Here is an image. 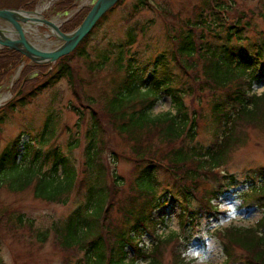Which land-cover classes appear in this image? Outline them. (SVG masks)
<instances>
[{
	"label": "trees",
	"instance_id": "1",
	"mask_svg": "<svg viewBox=\"0 0 264 264\" xmlns=\"http://www.w3.org/2000/svg\"><path fill=\"white\" fill-rule=\"evenodd\" d=\"M209 1L214 4L211 9L205 1L208 16L200 12L194 22L185 21L183 30L172 39L170 57L161 54L154 58L150 62L152 71L149 75L138 67L135 54H129L128 50L135 45L138 33L144 31L138 28L137 23L128 27L122 43H107L95 60H91L86 52V44L94 29L124 0H119L97 22L72 53L51 66L31 64L16 51L0 49V86L23 64L12 89L16 99L4 106L9 112L17 106L24 107L42 90L64 80L74 99L84 103L81 108H71L78 118L74 124L77 138L79 133L76 130L85 122L83 109L88 113V127L82 134L84 157L80 179L70 158V152L78 144L73 146L70 142V152L64 155L59 147L52 146L55 124L50 123L51 116L46 117L38 139L32 138L28 143L27 155L20 157L18 151L23 134L18 135L0 154V190L7 188L19 192L30 188L35 199L65 205L74 185L83 188L82 203L65 220L54 222L48 230L53 236L54 246L64 255L67 264L77 254L81 258L74 264H164L163 253L172 240L177 238L181 250L186 251L192 232L184 236V229L195 226L197 222L201 224V219H207L210 215L213 217L217 210L211 206V202L242 184L249 187L238 195L241 205L256 206L262 210L263 218L257 225L259 229L228 227L215 232L205 224L202 231L214 233L221 241L225 262L237 258L234 250L240 249L243 252L240 264H264V182H256L257 178L251 173L241 182L234 174L217 179L215 172L226 162L227 156L245 142L246 126L258 128L259 123L264 122V93L250 94L252 83L264 79V37L260 34L252 43L246 44L254 51L251 55L247 48L241 46L242 41L246 40L243 32L250 22L240 15L225 25L221 14L227 22L225 12L231 11L232 5L229 7L216 0ZM152 3V0H135L129 19L133 20ZM34 4L33 0L23 9L30 11ZM71 7L72 2L64 0L58 3L55 10L61 12ZM87 12H80L60 30L63 33L73 31ZM204 32L211 39L221 41V46L204 43ZM233 38L236 42H233ZM114 53L113 65L116 71L122 73L116 85L98 99L86 94L80 99V92L91 82L82 78L76 62L83 60L90 75L99 74ZM198 61L203 63L201 73L204 79L200 82L196 73ZM175 67L188 77L190 86L180 83ZM32 74L35 75L29 77ZM193 85L200 87L197 92L203 89L210 92L208 103L211 120L208 127L211 129L207 146L197 145L199 117L195 112L189 113L184 103V96L192 94ZM160 91L171 97L174 113L154 115L151 112L161 96ZM5 118L6 113H0V125ZM114 135L126 144L129 154L117 151L112 142L109 143ZM32 148L35 150L31 155ZM122 158H129L133 162L136 177L132 182L134 195L126 206L120 204L117 207L121 214L118 223L110 219V212L123 185L116 174L117 163ZM46 166L48 169L42 171ZM162 168L175 183L170 202L178 204L181 210L179 231L166 237L158 234L164 222L155 220L152 215L164 202L160 203L158 196V172ZM208 180H211L209 186L201 189V183ZM193 200L198 202L195 207L190 206ZM6 215L3 222L6 233L14 232L18 227H32V221L26 224L23 216L14 209L1 211L0 222ZM32 231L30 235L35 236L37 242H47L48 231L42 232L39 228H32ZM144 235L152 238L153 243L149 248L139 245ZM195 241L203 243L201 235ZM128 250L132 252L131 258ZM178 253L172 264H190L181 256V251Z\"/></svg>",
	"mask_w": 264,
	"mask_h": 264
},
{
	"label": "rangeland",
	"instance_id": "2",
	"mask_svg": "<svg viewBox=\"0 0 264 264\" xmlns=\"http://www.w3.org/2000/svg\"><path fill=\"white\" fill-rule=\"evenodd\" d=\"M33 0H0V8H18L28 5ZM49 0H44L47 3ZM94 0H74L76 8L79 6L82 11L87 6L91 5ZM205 1L210 8H213V4L209 0H152V4L148 9L142 11L138 15L134 16L133 20H130L131 6L135 0H124V3L109 13L107 18L94 29L92 35L89 37L86 52L90 56L91 60H95L97 55L101 53L107 43H122L126 37V31L128 27H133L134 23L138 24V28L144 29L142 33H138L135 45L129 47V54H135L138 67L145 70V74L149 75L152 71L150 62L154 58L159 57L161 54H165L170 57V52L173 47V38L183 30L182 26L185 21L194 22V18L197 14L202 12L205 16H208V9L205 8ZM211 3V5L209 4ZM219 4H226L233 9L229 12L226 11L227 22L224 21V17L221 14L225 25L236 19L237 16L243 15L245 19L250 22V26L243 32V40L241 43L242 48H247L246 44L252 43L257 37L262 34L264 37V0H216ZM225 6V5H224ZM36 7L41 8V0H38ZM45 18L51 19L55 15H49L48 11L41 13ZM60 17H65V14H61ZM128 20V23H127ZM243 21L242 23H245ZM60 23V21L58 22ZM0 27L9 28L4 23L0 22ZM140 29V28H139ZM51 33L46 31L43 26L35 27L30 34V39L35 42L36 45L41 46L40 42L35 39L36 36L44 37ZM36 35V36H35ZM204 43L214 44L221 46V41L211 39L206 32H204ZM53 40V37L45 39V43L49 40ZM233 42H236L233 38ZM44 45V44H43ZM42 48V47H41ZM45 48V47H44ZM206 48V47H205ZM250 54L253 55L251 47L247 48ZM136 51V53H135ZM204 51V49H203ZM116 53L111 57L110 62L99 74L90 75L85 68L83 60L76 62V65L80 68V75L85 81H89L90 86L84 87L80 92V99L85 97V94L92 96L95 99L102 97L116 85L121 78L122 73L116 71L113 65V60ZM127 56H124L126 59ZM197 60V55H195ZM137 66V65H136ZM203 63L197 62V80L200 82L204 78L202 77L201 68ZM176 68V67H175ZM19 69V68H18ZM17 72L10 80H6L0 86V99L10 93L8 98L0 102V113H6V118L2 125H0V154L7 148L8 145L16 139L18 135H22L18 151L20 157H24L29 153L27 145L31 139H38L39 134L43 128V123L46 117L51 116V124H55V135L51 141L52 146L59 147L61 154H68L70 142L78 144V147L74 148L70 152L71 161L78 173L80 179V171L83 163V151H84V139L82 134L87 129L88 113L83 109V115L85 116V122L79 125L78 133L79 138L75 135L74 124L77 122V116L71 111L72 107L81 108L84 103H78L64 80L59 81L51 87H48L40 92L36 98L26 102L24 107H16L10 112L4 107L12 100L16 99L13 96L12 89L18 77ZM176 75L179 76L181 84L184 86H190L186 75L182 74V70L176 68ZM32 74L29 77H33ZM259 90L256 95L264 92V80L256 81ZM85 85V84H84ZM13 86V87H12ZM198 85H193V91L191 95L184 96V103L188 109V112H195L199 117V127L197 128V145L207 146L210 141L209 123L211 120L210 112V92L208 90H202L197 92L200 88ZM246 86H244L245 88ZM82 93V94H81ZM161 96L157 100L156 104L152 108L151 112L154 115L163 114L166 112L174 113L171 97L166 95L163 91L159 93ZM28 100V99H27ZM4 107V108H3ZM3 108V109H2ZM260 127L255 128L252 126H246V140L245 142L237 146L226 158V162L218 168L216 174L217 179L221 174H234L239 182H241L245 176L249 173L257 178L256 182H264V122L259 123ZM76 138L77 141L74 139ZM116 147L117 151L121 153L129 154L126 144L121 141L117 135L111 136L110 142ZM32 146V145H31ZM35 145H33L34 147ZM119 146V147H117ZM35 148H32L30 154H33ZM44 151L43 153H45ZM109 153V152H108ZM116 174L121 178L123 185L119 189V195L117 196V202L110 212V219H114L116 222H120L121 214L117 211V207L120 204L127 205L132 198L135 191L133 187V180L136 177V171L133 168V162L129 158H122L116 166ZM48 167H44L42 171H45ZM60 173V172H59ZM168 173V172H167ZM261 173L263 174L261 176ZM169 175V173H168ZM162 168L158 172V186L159 188V201L162 205L153 212V218L155 220H162L164 225L160 227L158 234L162 237H166L172 232L179 231L178 218L181 214V210L178 204L171 203L170 197L173 194L174 180L170 179ZM250 180V179H249ZM211 180L201 183V189L207 188ZM76 184V183H75ZM248 184H242L232 191L225 193L217 201L211 202L213 208L216 207L217 213L206 217L207 219H201V224L196 223L195 226L187 227L184 229V236H189V243L186 247V251H182V246L179 247L178 239L172 240V242L166 247L163 253L164 264H172L175 262V257L181 256L189 261L190 264H240V258L243 257V252L240 249H235L234 252L237 258L232 261L225 262V255L222 251L221 241L211 232L202 231L205 224L211 231L224 230L228 227H237L243 229H259V221L263 218L262 210L256 206L244 207L241 205V200L238 195L245 192L248 189ZM208 191V190H207ZM83 201V188H80L78 184L74 185L71 191L69 201L65 205H59L56 203H48L35 199L33 197L30 188H26L19 192L9 191L7 188L0 190V212L5 209L16 210V213L21 214L28 224V221H32V227H18L14 232L6 233L4 219L0 222V232H2L0 240V263L1 264H67L64 259V255L54 246L52 241V234L48 231L54 222L65 220L74 209ZM197 201L193 200L190 204L191 207L197 205ZM201 227L200 229H196ZM29 228V229H28ZM32 228L36 230L39 228L42 232L48 231V240L45 243L37 242L31 236L33 233ZM261 229H263L261 227ZM200 233V234H199ZM183 234L180 232V235ZM201 235L203 243L195 241ZM182 236V235H181ZM152 238L148 235L141 237L140 246L149 248L152 245ZM129 251V258L132 257L131 250ZM81 258L80 254L69 259L70 264L76 263ZM143 264V263H141Z\"/></svg>",
	"mask_w": 264,
	"mask_h": 264
},
{
	"label": "water",
	"instance_id": "3",
	"mask_svg": "<svg viewBox=\"0 0 264 264\" xmlns=\"http://www.w3.org/2000/svg\"><path fill=\"white\" fill-rule=\"evenodd\" d=\"M119 0H96L83 21L72 32L63 33L59 26L44 18L25 16L34 14L22 9H0V22L9 28L0 27V48L18 52L30 63L36 65H52L60 58L69 55L87 36L102 16L112 9ZM23 24L40 25L46 28L54 40L59 43L53 50H43L33 45L25 37Z\"/></svg>",
	"mask_w": 264,
	"mask_h": 264
},
{
	"label": "bare ground",
	"instance_id": "4",
	"mask_svg": "<svg viewBox=\"0 0 264 264\" xmlns=\"http://www.w3.org/2000/svg\"><path fill=\"white\" fill-rule=\"evenodd\" d=\"M29 28H31V31H33L34 29H32V27L30 25H28ZM36 36V35H35ZM47 35H45L44 37H39V36H36L35 39L37 41L40 42L42 48L45 47L44 49H48V50H53L55 49L57 46L53 45L52 42H46L45 43V39H47ZM44 44V45H43ZM55 46V47H54ZM10 95V93H8L7 95H5L2 99H0V102L4 101L6 98H8V96Z\"/></svg>",
	"mask_w": 264,
	"mask_h": 264
}]
</instances>
